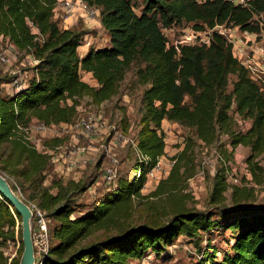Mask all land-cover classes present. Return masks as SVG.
Returning <instances> with one entry per match:
<instances>
[{
  "label": "trees",
  "instance_id": "16d2710c",
  "mask_svg": "<svg viewBox=\"0 0 264 264\" xmlns=\"http://www.w3.org/2000/svg\"><path fill=\"white\" fill-rule=\"evenodd\" d=\"M84 1L99 8L98 21L110 44L90 47L81 55L78 48L87 34L59 25L53 11L57 0H0V34L9 37L18 51H27L39 60L26 88L12 94L0 90V170L13 177L15 183H10L14 190H29L27 199L54 221L49 254L37 264H131L130 260L141 259L150 251L163 254L180 235L190 238L202 252L199 264H264V206L253 204L255 189L233 185V208L224 204L230 188L227 163L239 145L251 149L246 162L252 181H263L264 167L256 158L264 153V92L234 56L233 45L224 35L214 31L209 45L175 46L163 32V28L184 22L197 30L224 24L261 32L264 0H246L245 4L232 0H141L139 13L135 9L138 0ZM135 63L140 64L138 81L147 85L141 99L143 126L136 140L149 161H136L134 171L140 168V176L119 178L91 210L72 217L77 209L75 197L96 180L53 179L46 184L51 155L17 135V125L27 126L32 119L46 124L71 122L82 96L89 95L97 104L110 100ZM82 71L91 72L98 85L84 81ZM229 75L236 76L231 91L227 90ZM4 82L10 81L0 79V85ZM186 96L191 97L190 103L184 101ZM233 104L237 114L251 121L246 132L232 126L229 111ZM164 120L194 129L195 138L187 137L169 175L150 194L169 193L194 175L195 139L205 145L218 143L224 164L214 175L209 200L218 209L219 218H215V211L188 208L178 201L169 212L172 217L168 222L120 226L115 235L79 244L95 226L113 222L117 228L120 223L114 222L115 216L122 214L133 197H147L141 190L147 173L164 154V137L158 132ZM222 134L230 137L231 150L219 144ZM50 141L48 145L60 140ZM16 217L21 223L18 211L0 193V246L16 239ZM220 227L237 232L229 250L217 260L218 250L210 238L205 250L201 243L205 234ZM19 230L17 257L9 263L0 252V264H19L23 252L21 224Z\"/></svg>",
  "mask_w": 264,
  "mask_h": 264
},
{
  "label": "rangeland",
  "instance_id": "374dc122",
  "mask_svg": "<svg viewBox=\"0 0 264 264\" xmlns=\"http://www.w3.org/2000/svg\"><path fill=\"white\" fill-rule=\"evenodd\" d=\"M135 9L138 13L141 11V0L135 2ZM53 11L54 18H56L61 27L68 28V26H70L77 31H82L87 34L84 36L80 47L85 45L86 48H99L110 44H107L109 35L104 28L100 27L97 18L96 20L95 18L88 16L86 12L80 9L72 16H68L58 6L54 7ZM185 27L195 29L191 23L185 22L181 25H173L168 28H163V32L168 37L171 45H181L185 43L186 38L181 34L182 29ZM224 31L226 32L227 37H230L231 35L234 36L233 39L235 44H242L243 54L237 56L239 58L241 57L242 61L248 62L247 66H245L250 77L258 84L261 91L264 92V51L262 52L264 49V29L263 32L258 33V35H248L247 38L244 37L245 32L239 26L232 27L231 25H225ZM253 47L255 48L254 52L252 51ZM245 50L246 53L244 54ZM80 54L82 55L83 52ZM32 57L33 56L28 54L27 51H18L12 57L9 64L0 67V79L10 81L8 83L4 82L0 85V90H2L4 94L11 91L12 88V92H17L12 84L15 77L23 78L24 83L28 85L29 80L34 75L35 65L38 64L32 60ZM139 66L140 64L138 63L131 66L126 73L125 78L121 81L117 94L110 100L97 104L86 94L80 98L76 117L69 123L56 124L58 130L62 132V135H58L57 139L61 140L59 144H61L63 148L58 150L55 155H51V160L56 159V154H58L59 151H63L66 155H69L70 150L73 149L74 146H85L87 148L84 153L86 156L83 158L87 159V163L83 168L77 165L73 172L74 175L77 176V180H83L85 182L96 180L87 191L75 197L77 209L75 213L72 214V217L91 210L97 199L118 184L119 178L124 177L131 180L135 177L134 166L137 161L135 144H137V133L143 126L141 122L143 117L141 99L142 94L147 87V85H143L138 81L136 71ZM81 74L83 79L86 76V72L82 71ZM85 78L87 80H83L90 85H98L93 76H91V78ZM92 78L94 80H92ZM235 79V75H229L228 91L232 90L233 81ZM191 100L190 96H186L184 99L186 103H190ZM69 102L71 103L70 100ZM234 109L235 104H233L229 111L232 117L233 128L235 130H243L246 132L251 126V121L241 117ZM87 115H94L97 118L98 123L103 126L102 133L93 139H84L80 136L77 139V144L72 138V135L79 133L75 129H71V125ZM65 124H67L66 129H62V125ZM116 132L122 133L125 139L119 143H115L113 137ZM158 132L163 135L165 141L164 154L160 157L163 171H161V173L155 172L156 177L154 178L147 177V182L141 190L142 196L147 197H133V200L123 209L122 214H117L115 216L116 220L114 222L120 223L117 228H115L113 222L106 225L95 226L91 233L82 239L79 244L85 245L94 241L102 240L106 236L115 235L119 231L120 226L124 228L151 221H157L160 223L168 222L172 217L169 212L172 210L174 203L178 201L185 203L188 208H194L200 211H215V218H219L218 209H216L209 200L213 188L214 175L217 169L224 164L222 161L224 157L220 155L221 150L218 147V143L205 145L202 141L195 139L194 157L196 169L194 175L186 180L181 187L171 191L172 193L169 192L153 196L150 193L156 189L161 179L166 178L169 175L172 167L171 164L174 162V157L184 148L187 137L193 135L192 137L195 138L194 129L176 122H167L166 120L162 122L161 130H158ZM40 135V133H35L34 137L40 139L44 144H47L49 138H55V136L41 138ZM219 144L224 145L223 149L225 147L229 150L232 149V146L230 145V137L227 134H222L220 136ZM250 153L251 149L249 146L239 145L234 150L231 161L227 163L230 168L228 174L230 188L225 193L227 200L224 203L227 206L232 207L231 193L233 185L253 187L255 189L256 197L253 204H262L264 206V174L262 175L263 181L261 184L252 181V174L249 171L246 162ZM110 155L117 158L119 162L118 179L113 183H108L105 178L106 168L111 164L109 161ZM53 156L54 158H52ZM256 160H258L259 164L264 167V153L258 156ZM53 167H55V165L52 163V168H50V171L48 172L47 181H52L53 179L64 182L75 180L71 178L73 172L66 176L65 179L67 180L61 179L63 178L62 176L58 177L54 174ZM0 171L7 176L6 172L3 170ZM7 177L9 181L13 184L15 183L13 177ZM17 191L29 205H36V203L27 199L30 194L29 190L22 192L18 189ZM48 219L49 228L51 229L54 221L50 219V217H48ZM16 220V239L7 240L6 244L0 246V252L4 253L8 258L9 263L14 257H17L20 247L19 229L21 223L18 217H16ZM236 232L237 231L235 230L232 231L225 227H220L209 234H205L203 242L201 243L203 246L202 249L205 250L208 242L207 239L210 238L209 241L218 250L217 260L221 259L223 254L229 250L232 242H234ZM200 260H202V252L196 249L190 238L180 235L163 254L158 256L150 251L147 252L143 258L130 261L131 264H199Z\"/></svg>",
  "mask_w": 264,
  "mask_h": 264
},
{
  "label": "built area",
  "instance_id": "2783aa9c",
  "mask_svg": "<svg viewBox=\"0 0 264 264\" xmlns=\"http://www.w3.org/2000/svg\"><path fill=\"white\" fill-rule=\"evenodd\" d=\"M235 3L245 4L246 0H232ZM59 7L62 9L68 16L74 15L77 11L83 10L86 12V14L93 18H99L100 10L99 8L95 6L89 5L84 0H57L55 7ZM263 18V14L261 15ZM96 19V20H97ZM257 20H259V17H256ZM235 27V26H232ZM225 25H216L214 28H207L205 30H197V29H190L189 27H185L182 29L181 34L185 36L186 40L185 43L181 44H188V45H209L211 42V36L214 31L224 35L230 43L233 45V54L234 56L245 66H247L248 62L242 61V58L238 57L237 55L243 54V46L242 44H235L233 35L230 37H227L226 32L224 31ZM34 32L38 33V29L34 28ZM245 34L244 37L247 38V36L252 35H258L260 32H252L244 30ZM263 32V29L261 30ZM188 38V39H187ZM178 46V45H175ZM247 49V48H246ZM252 51H255V48H252ZM264 49L262 50V52ZM18 52V49L16 45L10 41L9 37H4L0 34V67L5 66L10 63L12 57L15 55V53ZM246 53V50L244 51V54ZM32 60L36 63L39 62L38 59H35L32 57ZM245 66V67H246ZM12 84L14 85L15 89L17 91H20L27 87V85L24 83L23 79L20 77H15L12 81ZM67 124L62 125V129L66 128ZM71 129H75L80 134L87 138H96L98 137L103 130L102 124H99L97 121V118L94 115H87L79 119L75 124L71 125ZM17 135L21 134L23 139L31 144L33 147L38 149L39 151H42L49 155H55V153L62 149L63 146L61 144H51L47 145L44 144L40 139H36L34 137L35 133H40V137H47V136H56L60 133L58 130V127L56 124H46L45 122L37 120L36 122H31L29 125L25 126L23 124H18L16 129ZM124 136L120 132H116L113 137V141L115 143H119L120 141L124 140ZM136 146V152H137V161L140 164H146L149 161V157L142 152V150ZM85 146H74L73 149L70 150L69 155H66L69 157V167H76L77 165H85L87 163V159L82 158V155L86 151ZM57 161V159H55ZM109 161L111 162L110 165L107 166L106 172H105V178L108 183H113L115 180L118 179L119 170H118V159L114 156L110 155ZM174 162H172L171 165H173ZM162 170V162L158 161V163L149 170L147 173V177H156L155 172H160ZM141 170L140 168L135 171L136 176H140ZM237 181V180H235ZM33 215H32V241L34 245L35 250V256H36V263L45 258L50 251L51 246V233L49 228V219L46 216V212L39 208L35 204L30 205Z\"/></svg>",
  "mask_w": 264,
  "mask_h": 264
},
{
  "label": "water",
  "instance_id": "95a60500",
  "mask_svg": "<svg viewBox=\"0 0 264 264\" xmlns=\"http://www.w3.org/2000/svg\"><path fill=\"white\" fill-rule=\"evenodd\" d=\"M0 193L11 203L21 216L23 252L19 264H36L32 241V215L30 205L18 191L14 190L8 177L0 171Z\"/></svg>",
  "mask_w": 264,
  "mask_h": 264
},
{
  "label": "crops",
  "instance_id": "0c3cea01",
  "mask_svg": "<svg viewBox=\"0 0 264 264\" xmlns=\"http://www.w3.org/2000/svg\"><path fill=\"white\" fill-rule=\"evenodd\" d=\"M69 21V20H68ZM98 23H100V20L99 21H97ZM68 23V22H67ZM65 27H67V26H65ZM70 26H68V28H69ZM100 27H102V25H101V23H100ZM103 28V27H102ZM109 37V36H108ZM110 38H108V43L107 44H109L110 42ZM88 49H89V47L88 48H86V46L84 45V46H81V47H79L78 48V50H79V53H82L83 52V54L82 55H85L87 52H88ZM83 72H86V71H83ZM91 76H92V73L91 72H86V76L85 77H87V78H91ZM83 78L84 80H87L86 78ZM23 79V78H22ZM92 80H94L93 78H92ZM12 90H13V88H12ZM12 90L11 91H9V92H7V94H12L13 92H12ZM36 120V119H35ZM35 120H33L32 122L34 123V122H36ZM165 121V120H164ZM167 122H169L168 120H166ZM64 129H66V128H64ZM79 133V132H78ZM59 136H61L62 135V132H60L59 134H58ZM58 135H56L55 136V138H50L48 141H50V140H52V139H56V138H58ZM80 136H82L84 139H87V137H85V136H83L82 134H73L72 135V138L76 141L75 143H77L78 144V142H77V139H78V137H80ZM90 139V138H89ZM91 139H93V138H91ZM58 140H60V139H58ZM51 142V141H50ZM59 142H61V140L59 141ZM57 144H59V143H57ZM57 155V157H56V159H57V161H55V159H53V160H51V162L55 165V167H53V169H54V174H56L58 177H60V176H62L63 178H61V179H63V180H67V179H65L66 178V176H68V175H70L73 171H74V169L76 168V167H72V169L69 167V164H70V162H69V157H67L66 156V153H64L63 151H59V153L58 154H56ZM84 156H86L85 154H83L82 155V158L84 157ZM52 158H54V156L52 157ZM64 166H66V167H64ZM79 167H81V168H83V167H85L84 165H79ZM70 170V171H69ZM71 178H73V179H75L76 181H77V176H75L74 175V172H73V176L71 177ZM69 179V178H68ZM50 181V180H49ZM49 181H47L46 182V184H49L50 182ZM133 260H137V259H133Z\"/></svg>",
  "mask_w": 264,
  "mask_h": 264
}]
</instances>
